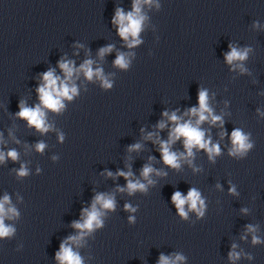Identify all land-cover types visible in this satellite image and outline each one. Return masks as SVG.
Instances as JSON below:
<instances>
[{
  "label": "clouds",
  "instance_id": "9594fccd",
  "mask_svg": "<svg viewBox=\"0 0 264 264\" xmlns=\"http://www.w3.org/2000/svg\"><path fill=\"white\" fill-rule=\"evenodd\" d=\"M141 2L142 0H133V11L125 13L123 9H116L115 15L112 18L113 25L117 26L118 35L127 43L128 47H133L140 43L138 39L139 33L142 30V24L145 17L141 14ZM144 3L151 4L152 0H143ZM230 51L225 53V60L228 64H233L234 61H243L247 58L249 49L243 50L238 49L232 45H229ZM112 51V46L108 45L99 50V55L103 57L106 53ZM129 59L124 53H119L114 61V64L122 69H127L129 66ZM93 61L86 60L77 69L74 67L72 61L61 60L59 67L64 73V79L55 75L54 69H49L42 75L43 83L37 88V93L41 105L45 108L59 112L63 107V100L66 98L71 100L77 94V87L74 83H70L74 73L83 72L87 79L92 80L93 77L98 78L102 82L104 88H111V82L103 75L101 68L93 69ZM240 67L241 71H245L242 65H236ZM41 105L35 107H26L23 102L20 105V111L16 115L22 119H26L30 126H34L38 131L44 133L49 130L50 125L45 122V112L42 110ZM162 115L167 117V121L173 125L169 129L168 140H159V151L161 153L162 161L165 165L178 169L180 168V161L186 160L191 164V157L194 156L193 149L204 150L208 154L209 160L214 161L215 156L221 152L219 144L212 143L209 137H206V132L200 126L204 122H209L211 125H215L219 122L223 125L221 116L214 115L213 110L209 107L208 103V92L206 89H200L198 91V107H192L185 113L189 117L188 120L183 121L182 117L177 116L176 112H172L170 115L167 111L163 112ZM195 118V122L193 119ZM166 122L161 120L158 122L157 127L163 130L166 127ZM143 131V130H142ZM153 134L148 133L146 139H152ZM63 140V137H60ZM232 142V148L230 149V155L232 156H244L247 151L252 148V144L249 142L248 135H246L240 129H234L230 136ZM182 140L184 152H176L171 150V146L177 141ZM45 148L43 143L36 145L37 151L42 152ZM141 148L139 143L129 146V151H137ZM11 158L13 161L17 160L18 154L15 150H11L5 154L0 151V162L5 159ZM154 172V169L149 165L145 164L141 171V176L148 180L151 184L152 180L149 179L150 174ZM27 169L22 165L18 171L19 176L27 175ZM159 174V173H157ZM112 175L111 172L108 173ZM118 176H122L127 181L126 190L129 194L135 193L137 190L146 191L147 186L140 180H133L131 177L133 173L131 171L124 172L118 171ZM119 191H125L124 188H119ZM230 192L235 193V188H230ZM171 201L177 209L178 214L187 218V211L185 206L187 205L189 210L195 211L199 216H203L205 202L201 198V193L195 188H189L187 194H183L180 191L173 192ZM10 204V199L7 195L0 200V238L10 236L14 232V229L10 226L5 225V218H12L18 215L14 207H5ZM99 205V208L97 207ZM115 201L111 195L103 193L97 194L93 200L90 209H83L82 215L83 220L73 223V227L80 230V235L70 236L61 243L60 250L56 253V260L59 264H82V259L78 253L74 252L71 243H78L79 240L86 234L96 228L102 227L103 220L102 216L104 212L102 209L114 210ZM126 210L135 211L130 205H125ZM132 221L133 218L129 217ZM250 232H254L255 229L252 226H248ZM259 238L253 236V243H259ZM235 245H233V249ZM229 258L232 260L239 258V253L232 251L229 253ZM184 259L183 256L177 255L175 258L160 255L158 264H178L179 261Z\"/></svg>",
  "mask_w": 264,
  "mask_h": 264
}]
</instances>
